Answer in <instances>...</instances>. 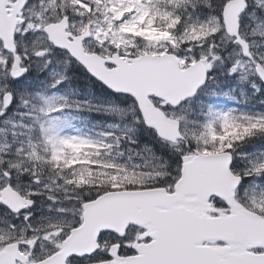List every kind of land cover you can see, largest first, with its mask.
I'll return each mask as SVG.
<instances>
[{"label":"snow or ice","instance_id":"6c2138e0","mask_svg":"<svg viewBox=\"0 0 264 264\" xmlns=\"http://www.w3.org/2000/svg\"><path fill=\"white\" fill-rule=\"evenodd\" d=\"M0 264H264V0H0Z\"/></svg>","mask_w":264,"mask_h":264}]
</instances>
